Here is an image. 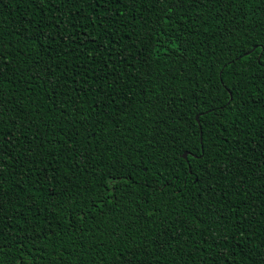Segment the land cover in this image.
<instances>
[{"label":"trees","instance_id":"1","mask_svg":"<svg viewBox=\"0 0 264 264\" xmlns=\"http://www.w3.org/2000/svg\"><path fill=\"white\" fill-rule=\"evenodd\" d=\"M101 5L0 0V264H260L264 0Z\"/></svg>","mask_w":264,"mask_h":264},{"label":"snow or ice","instance_id":"2","mask_svg":"<svg viewBox=\"0 0 264 264\" xmlns=\"http://www.w3.org/2000/svg\"><path fill=\"white\" fill-rule=\"evenodd\" d=\"M61 2H63V0H61ZM75 3H80L81 0H74ZM85 3H91L94 7L97 5H101V0H84ZM111 2V0H104V3H109ZM117 3L120 2V0H116ZM102 6V5H101ZM104 20H111V17L107 15V13L102 14V20H101V25L103 24ZM74 27V25H73ZM167 34L164 32H157V39L156 41L153 43V47L154 49H156V51L158 53H167L169 51L168 48L164 47V43L166 42L163 38L166 36ZM87 42V40H85V43ZM178 47V46H176ZM141 51H143V49H141ZM251 53H249L250 55ZM256 57L260 58L261 62L264 63V49H262L260 52L256 53ZM226 66V65H225ZM240 73H237V75H239ZM227 103V102H225ZM183 145L181 146L182 152L181 154L185 157V159H187L188 153L183 151ZM103 203V202H101ZM260 245H257V248H259ZM260 264H264V255L261 256V261Z\"/></svg>","mask_w":264,"mask_h":264},{"label":"water","instance_id":"3","mask_svg":"<svg viewBox=\"0 0 264 264\" xmlns=\"http://www.w3.org/2000/svg\"><path fill=\"white\" fill-rule=\"evenodd\" d=\"M197 120H198V122H200V120H199V115H197ZM186 153H188V155L190 154V152H188V151H186ZM184 157V156H183ZM185 158V157H184ZM187 158H188V156H187Z\"/></svg>","mask_w":264,"mask_h":264}]
</instances>
